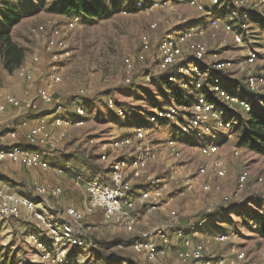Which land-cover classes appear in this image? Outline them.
Returning <instances> with one entry per match:
<instances>
[{"label":"built area","instance_id":"1","mask_svg":"<svg viewBox=\"0 0 264 264\" xmlns=\"http://www.w3.org/2000/svg\"><path fill=\"white\" fill-rule=\"evenodd\" d=\"M16 3L18 0H0ZM189 5L204 11L207 9L202 0H187ZM212 8L208 12L220 8L227 0H209ZM137 11L166 9L173 5V0H125ZM264 6V0H234V6L222 18L218 11L210 18L206 27L210 30H221L230 35L236 46L246 44L247 27L255 3ZM229 3V2H228ZM123 14L128 11L123 9ZM211 13V12H210ZM81 22L79 17L67 18L59 27H53L47 22L34 25L31 35L42 44L46 51L52 54L54 61L50 73L41 85L34 88V93L25 91L22 96L5 92L0 94V126H10L9 119L4 116L9 109L18 114L37 108L40 102L52 104L55 100L56 86L61 82L58 69L61 63L70 56L68 35ZM2 28L0 20V30ZM158 29L157 22L150 23L148 30L140 38V50L136 56L124 58V82L131 84L135 71L136 60H145L152 53L153 42L157 44V58L160 74L167 73L168 80L180 88L182 98L170 94L165 107H156L138 125L132 133L113 136L101 146L98 160L104 161L110 170V183H102L98 178H87L77 175L74 185L84 195L82 207L62 206L56 204L64 188L42 178L33 180L30 195H21L8 187L0 186V226L10 218H16L34 224L35 232H29L26 241L40 252V260L49 264H139L134 259L123 256L120 252L110 249L105 254V260H93L82 251L96 249L93 234L101 226L89 218L101 212L104 223L119 224L126 232L133 235L130 249L133 253L146 257L151 264H245L246 253L232 249L231 255H215L211 253L210 244L225 243L229 240L228 233H214L212 238L204 240L200 225L197 222L188 227H172L159 223L153 227L141 228L143 213L156 209L164 197V188L168 181L180 180L184 176L183 165L169 164L167 178L155 176L150 171V164L157 162L161 149L166 151L176 161L183 160L185 153L179 135H194L200 141L197 146L204 157L214 156L221 150L217 141L219 130H233L238 124V110L251 112L255 108L264 109V74H255L253 65L259 58L255 49L248 50L243 60L238 63L232 58H215L208 68L204 62L209 55L208 44L199 37L206 28L192 25L176 31L168 30L159 40L154 33ZM215 35V34H213ZM225 39L220 41L224 45ZM216 57L218 55H215ZM33 64L40 62V56L35 53ZM246 73V93L242 95L229 85L227 76L233 70ZM212 72H216L212 76ZM19 75L29 88L35 86L34 69L24 64L19 69ZM233 81L232 84H234ZM240 86V85H237ZM83 92V90H82ZM211 96V97H210ZM107 105L119 120L126 119L129 109L119 105L113 98H107ZM62 109L58 106L57 112ZM86 109L77 105L74 114L40 116L29 127L27 140L33 146L47 147L56 150L68 137V129L82 127L86 123ZM27 125V121L22 123ZM161 127L173 128V135L167 141L155 142L156 132ZM18 137L16 130L0 136V141L6 142ZM210 138V139H209ZM160 148V149H159ZM23 164L32 170L47 172L54 170L63 176L67 169L62 165L52 166L44 152L14 146L0 150V163ZM210 168L217 180L227 176L221 159H212L198 167L197 178H206ZM249 179V171L242 170L237 180L236 193L243 190ZM168 180V181H167ZM262 178H259V181ZM191 185L193 180H187ZM219 188V185L216 186ZM201 189L210 192L212 186L203 182ZM224 204L230 202L229 196H224ZM144 213V214H145ZM175 216L176 212L172 211ZM203 222L205 220H202Z\"/></svg>","mask_w":264,"mask_h":264},{"label":"rangeland","instance_id":"2","mask_svg":"<svg viewBox=\"0 0 264 264\" xmlns=\"http://www.w3.org/2000/svg\"><path fill=\"white\" fill-rule=\"evenodd\" d=\"M105 1L110 6L111 0ZM202 1L209 9L212 8L209 0ZM55 2L56 0H18L15 3L25 17L12 29V37L16 43L26 49V61H29L28 65L34 69L35 86L29 88V84L19 75V69L13 74L0 72V94L5 92L15 94L16 91H22L23 95L27 90L34 93V88L47 79L51 65L60 64L59 59L54 61L52 54L46 51L30 32L34 25L41 22H47L53 27H59L66 22L68 17L48 11ZM233 6L234 0H227L223 6L210 13L208 8L201 11L189 5L187 0H173V5L166 9L128 11L127 14L122 13L125 8L111 9V14L108 16L101 15L95 21L79 22L74 31L68 35L67 43L71 54L58 69L61 82L55 89V103L48 108L61 105L60 112L67 113L72 112L75 105L80 103L79 105L86 109V123L80 128L68 129V137L60 144V152L54 160H51V164L62 165L64 163L62 154L75 151L79 145L88 152L98 155L104 142L126 131L134 132L154 108L167 105L171 91L159 80L156 52L158 43L153 42L152 53L147 59L136 60L132 84L127 85L124 82L123 60L127 56L137 55L140 50V38L148 30L150 23L158 24V29L154 33L157 40L161 39L168 30L172 32L192 25L206 28L204 34L199 37L208 44L210 50L203 64L205 68H208L215 58H232L238 63L243 60L248 50L255 49L259 53V58L253 65V72L264 74V28L255 21V17L264 16L263 5L257 2L252 7V18L245 32L244 46H236L231 36L223 31H213L206 27L213 14L218 11L224 18ZM223 39L226 41L224 45H220ZM35 53L40 56V62L37 64L32 62ZM226 76L231 84L229 87L241 95L246 93V73L235 69ZM233 81H237V84L233 85ZM108 97L129 109L126 119L116 118L114 111L107 105ZM75 98L76 101H73ZM240 112L238 110V113ZM4 118L9 119L11 125L17 126L19 121L24 120V115L10 110ZM218 132L216 139L220 143L221 150L214 156H202L197 148L200 140L188 134L178 137L185 153L183 160L176 161L164 147L161 149L158 161L150 164V171L157 177L167 178L169 164H181L184 176L178 182L167 180L162 201L156 209L143 213L141 228H150L159 223L168 224L173 228L176 226L186 228L194 222L198 224L202 222L200 227L205 234L204 240L211 239V235L218 232L230 234L229 240L225 243L210 244L212 254L229 256L235 248L246 253L245 264H264V236L258 231L264 225V154L252 151L248 147H239L238 135L234 130ZM173 133V128L161 127L156 132L155 142L164 144ZM212 159L223 161L227 176L217 180L213 175L214 171L210 168L206 178H197L198 167ZM98 162L102 165L106 164L102 160ZM245 169L249 171V179L245 188L236 193L238 176ZM52 177L55 175L53 174ZM58 177L63 179L68 187L76 189L70 176L64 174ZM259 178L262 180L259 181ZM15 179L17 178L12 175L11 180L16 181ZM189 179H194L191 185H187ZM63 181L61 184L64 186ZM25 182L27 180H22L20 183L25 184ZM203 182L212 186L210 192L201 189ZM217 185L219 188H216ZM73 192L78 194L79 198H83V192L79 188ZM224 196L230 197L228 204H224ZM56 200H53L55 204L58 202ZM58 200L61 203V198ZM172 211L176 212L175 216L171 215ZM6 228L7 230H0V250L3 248L0 255L6 252L9 255L8 261L4 264H21L19 259L26 264H49L42 262L39 252L27 243V233L24 236L12 229V226L7 225ZM114 230L127 239L133 237L128 232L107 225L101 232L95 233L93 240H102ZM113 250L121 253L118 248ZM124 252L127 256L132 255L138 263L151 264L137 257L130 249H124ZM82 253L93 260H102L98 249L84 250Z\"/></svg>","mask_w":264,"mask_h":264},{"label":"trees","instance_id":"3","mask_svg":"<svg viewBox=\"0 0 264 264\" xmlns=\"http://www.w3.org/2000/svg\"><path fill=\"white\" fill-rule=\"evenodd\" d=\"M120 8H125L127 11H133V12L137 11L132 7L131 4L126 3L125 0H111L110 6L106 4L105 0H57L53 5H51L48 8V11L51 13L64 15L68 18L79 17L82 22V21H95V19L101 15H105V16L110 15L111 9L117 10ZM24 17L25 14L23 12H20L18 7L15 5V3H11L9 1L2 2V5L0 6V20L2 24V28L0 30V72H7L9 74H13L16 70L20 69L25 64L26 49L21 45H19L18 43H16L12 37V29L15 26L19 25ZM251 18H252V14H251ZM255 18H256L255 21L259 23V26L264 28V16H257ZM215 73L216 72H212V76H214ZM159 80L161 81L162 84L166 85L170 89L172 95L176 96L178 99L182 98L181 95L183 93L182 88L170 82L168 80L167 73L160 74ZM236 84L237 82H234L233 85ZM73 101H76V98ZM54 103L55 100L52 104H45L43 102H40L36 109L31 110L26 114H22L24 115V121L26 120L29 121L30 116H34L38 118L40 116L55 115L57 113L64 115L69 113L74 114L75 112V109L72 112H67V113L57 112L58 106H54L53 108H48V106H51ZM77 105H75V108ZM119 105H123V104H119ZM236 117L238 119V124L233 130L236 131L238 135L237 145L239 147H248L252 151H255L260 154H264V109L255 108L253 111L249 113L241 111L240 113L236 114ZM24 121H22V123ZM142 122L145 123V121ZM1 128L2 129H0V136L8 134V132L11 130H16L18 132V137L14 140L7 138L6 142L0 141V150L9 149L14 146H20L22 148L44 152L45 156L47 157V159H49V161L54 160L56 155L59 154L60 152L59 148L56 150H49L47 147L31 145L27 140V133L29 128L24 132L22 137L20 136V132L17 126L4 125L1 126ZM62 157L64 160L62 166L66 167L67 164L71 166V169H67L65 173V176L66 175L67 177L70 176L71 180H74L75 176L81 174L89 179L98 178L102 183H110L109 168L106 167V165H102L98 162L97 154L92 153L90 151L88 152L81 145H79L78 148L73 152H68V153L66 152L65 154L63 153ZM2 163L10 164L9 162L8 163L2 162ZM19 165L21 168L26 167L23 164H19ZM0 166L3 165L1 164ZM1 175L2 174H0V181H2L3 184L0 186L8 187L10 190L21 195H30L32 191V185L34 179H28L27 182H25V184H22L20 182L18 183L17 181L11 180V178H7ZM22 185L24 186L21 187ZM64 186H63L64 191L63 194L60 196V198L61 199L65 198V200L64 201L62 200L60 204L62 206L70 205L69 202L73 197L75 198V202H73L71 205L79 207L77 202L81 201L84 198V195L83 198H79L78 194L73 192L76 191L77 188L75 189L73 187L72 189L70 188V186L68 187L66 182H64ZM56 201L59 202L58 199ZM89 220L101 226L98 232H101L104 229V226L107 225L114 227V229L117 228L125 231L119 224L104 223L100 211L97 212L91 218H89ZM202 220L204 219L202 218ZM7 225L12 226V229L19 231L20 233L24 234V236L26 233L28 234L29 232L36 231L34 229V224L16 218H10L8 222L1 224L0 230L2 231L3 229H5ZM258 231L262 236H264V225H262L258 229ZM95 233L93 234V237ZM132 240L133 237L127 239L123 235L118 234L116 230H114L110 233L109 236H106L102 240H97V241L94 240V241L96 243V249L100 250L101 252L102 256L100 258L106 261L105 260L106 251L113 248L120 249L121 254L123 256L129 259H133L132 255L127 256L124 252V249H130V246L132 245ZM32 248L34 247L32 246ZM34 250L36 249L34 248ZM0 251L3 252V248ZM7 254L8 252L0 255L1 264H4L6 261H8L9 255ZM135 255L143 259L145 262H148L146 260V257L140 256L138 254ZM39 257H40V252H39ZM19 263L26 264L21 259H19ZM139 264L141 263L139 262Z\"/></svg>","mask_w":264,"mask_h":264},{"label":"crops","instance_id":"4","mask_svg":"<svg viewBox=\"0 0 264 264\" xmlns=\"http://www.w3.org/2000/svg\"><path fill=\"white\" fill-rule=\"evenodd\" d=\"M57 1V0H56ZM27 59V58H26ZM25 64H29V61H26L25 60ZM158 69H159V67H158ZM15 94H20V95H22L21 93H22V91H16V92H14ZM10 110H12V109H9L8 110V112L7 113H9L10 112ZM6 113V114H7ZM36 120H37V117H34V116H30L29 117V121L28 120H26L27 121V125L26 126H24L23 124H22V121H19V123L17 124V127H18V129H19V132H20V136L22 137V135L24 134V132L30 127V126H32L35 122H36ZM24 121V120H23ZM22 124V125H21ZM129 133H131V132H128V131H126V132H124V133H122L121 135H124V134H129ZM217 138V137H216ZM51 162V161H50ZM6 163H8V162H6ZM10 163V162H9ZM3 165V166H0V174H2L1 176H5V177H8V178H11V176L13 175L14 177H16L17 179H15L16 181H22V180H28V179H36V178H42V180H44V181H46V182H52V183H55V184H58V185H62L61 184V182L63 181V179L61 180L58 176H57V174H56V172L54 171V170H49V171H47V172H44V171H40V170H32V169H29V168H26V167H20V165L19 164H12V163H10V164H3L2 162L0 163V165ZM52 166H55L54 164H52ZM2 167V168H1ZM4 167V168H3ZM13 174H12V173ZM53 174L55 175V177H52L53 176ZM53 178H55V179H53ZM3 184V182L2 181H0V185H2ZM64 201L65 200V198H62L61 199V201ZM73 202H75V198H71V201L69 202L70 203V205L73 203ZM77 204L79 205V207H82L83 206V204H84V198H83V201L81 200V201H78L77 202ZM70 205H68V206H70ZM4 230H7V228L6 229H3L2 231H4ZM205 234L204 233H202V237L204 236Z\"/></svg>","mask_w":264,"mask_h":264}]
</instances>
